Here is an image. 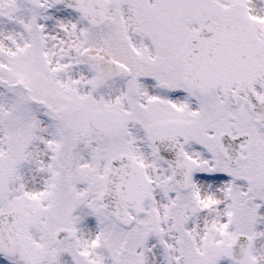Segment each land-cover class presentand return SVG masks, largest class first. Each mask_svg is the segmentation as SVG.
Returning a JSON list of instances; mask_svg holds the SVG:
<instances>
[{"label":"snow or ice","instance_id":"1","mask_svg":"<svg viewBox=\"0 0 264 264\" xmlns=\"http://www.w3.org/2000/svg\"><path fill=\"white\" fill-rule=\"evenodd\" d=\"M0 264H264V0H0Z\"/></svg>","mask_w":264,"mask_h":264}]
</instances>
